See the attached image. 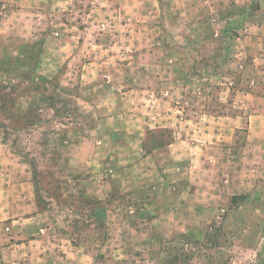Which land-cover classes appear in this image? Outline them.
Returning <instances> with one entry per match:
<instances>
[{
  "label": "rangeland",
  "instance_id": "374dc122",
  "mask_svg": "<svg viewBox=\"0 0 264 264\" xmlns=\"http://www.w3.org/2000/svg\"><path fill=\"white\" fill-rule=\"evenodd\" d=\"M263 92L264 0H0L2 157L65 235L111 207L117 264H264Z\"/></svg>",
  "mask_w": 264,
  "mask_h": 264
},
{
  "label": "crops",
  "instance_id": "0c3cea01",
  "mask_svg": "<svg viewBox=\"0 0 264 264\" xmlns=\"http://www.w3.org/2000/svg\"><path fill=\"white\" fill-rule=\"evenodd\" d=\"M17 11H23V9ZM8 15L6 14L5 17H9ZM254 98L257 110L251 116V125L259 122L255 125L258 126L256 128H259L261 124L260 127L264 129V95ZM233 125L239 128V117L233 118ZM199 131L201 132L199 143L192 144L196 146V149H204V144L206 145L209 141L211 127L202 124ZM258 131L264 132L261 129ZM191 145L185 141H177L169 144L168 150L173 157L179 158L184 156V150L185 155L191 154L188 151V149L194 150ZM160 156H162L161 153L156 157ZM147 160L145 158L140 162L146 163ZM99 166H101V161ZM101 168L93 169V174L89 179L83 176L81 180L91 182L101 179L105 183V195H107L108 180L102 179V176L95 173L97 169L102 170ZM91 193L93 191L88 189L87 194ZM58 213L59 210L54 213L53 209L40 212L31 173L15 159L2 157L0 141V244H2V252L5 253V261L26 264H117L114 259L118 260L123 255L120 256L121 251L116 248L120 245L115 244L113 231L114 225L121 223L120 221L114 222L115 212L111 207L87 208L85 213H88V216L85 224L90 230L76 239L65 235L58 229L61 222L53 221V215L55 220H60L61 216ZM103 230H105V235L100 239L98 234ZM97 254H104L101 262H96Z\"/></svg>",
  "mask_w": 264,
  "mask_h": 264
},
{
  "label": "trees",
  "instance_id": "16d2710c",
  "mask_svg": "<svg viewBox=\"0 0 264 264\" xmlns=\"http://www.w3.org/2000/svg\"><path fill=\"white\" fill-rule=\"evenodd\" d=\"M169 144H171V143H169ZM169 144H168V145H169Z\"/></svg>",
  "mask_w": 264,
  "mask_h": 264
}]
</instances>
